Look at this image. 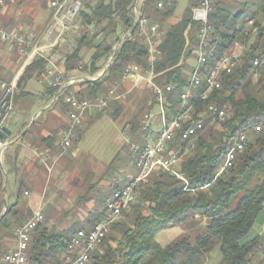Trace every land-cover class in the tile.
Here are the masks:
<instances>
[{"label": "trees", "instance_id": "1", "mask_svg": "<svg viewBox=\"0 0 264 264\" xmlns=\"http://www.w3.org/2000/svg\"><path fill=\"white\" fill-rule=\"evenodd\" d=\"M87 1H84L80 13L85 32L78 37L72 51L66 54L63 61L65 72L81 69L82 65L83 71L94 76L101 71L102 63L121 35L131 34L100 78L79 83L80 90L76 93L71 87L62 92L92 100L119 82L127 66L136 65L146 71L148 48L134 22L132 9L138 0H98L93 5ZM176 1L143 0L141 7L142 16L149 24L156 25L160 33L153 71L158 85L172 88L167 94L168 119L175 114L179 94L188 84L189 77L184 70L187 69L186 61L195 51L200 28L191 18L199 0H186L183 16L165 26V21L176 12ZM213 1L208 23L212 28L211 44L217 47L215 58L205 62L209 66L204 68V73L210 72L217 58L227 55L236 43L246 44L239 65L230 74L220 77V88L213 91L206 102H196L197 112L210 102L225 110L226 117L219 127L221 132L205 126L198 135L195 149L179 163L178 169L187 185L164 170L152 173L142 186L138 199L122 213L120 221L112 226L99 246L101 249L91 255L88 264H204L216 251L220 259L218 264H251V257L260 248L257 238L244 239L264 206V69L255 77L252 66L253 58L264 52V34L249 40L245 30L250 19L264 21V0H250V6L246 4L232 12L230 5L221 0ZM159 3L161 7H158ZM94 30L98 32L93 33ZM102 33L106 38L94 45ZM84 47L95 50L88 64H82L80 56ZM47 64L46 59L36 57L24 69L19 88L14 93V102L18 97L31 96L22 87L27 76L43 82L45 94L56 95V89L48 87L45 82ZM192 103L195 105V100ZM257 127L260 131H256ZM240 133L247 136L245 149L228 172L216 176L224 155ZM172 147L183 152L186 144L176 140ZM22 188L19 185L16 202L8 205L0 217L1 232L14 231L32 216L20 202ZM89 189L92 191V187ZM83 198L81 196L80 200ZM101 217L102 212L90 214L92 223ZM202 219L207 223L200 231ZM174 226L180 227L182 234L161 247L155 241L156 234ZM78 229L87 228L49 231L42 221L32 234L27 253L29 264L58 262Z\"/></svg>", "mask_w": 264, "mask_h": 264}, {"label": "built area", "instance_id": "2", "mask_svg": "<svg viewBox=\"0 0 264 264\" xmlns=\"http://www.w3.org/2000/svg\"><path fill=\"white\" fill-rule=\"evenodd\" d=\"M9 0H0V7ZM85 0H48L47 6L51 13L50 23L42 38L29 47V41L19 31L9 30L0 24V42L13 45L20 56H27L33 60L36 57L46 60L48 56L65 43L69 33H79L82 30L80 13ZM143 0H138L132 12L134 22L138 27V34L143 37L148 48V69L141 71L136 65L127 66L119 78V83L135 78L154 95L161 129L154 133L151 131V121L154 115L151 110L143 116L141 124V136L137 143L130 145V153L133 157L134 173L123 183L113 180V188L103 203L102 217L87 229H78L69 239L61 258L55 264H88L91 255L101 245L104 238L110 233L113 225L121 219L122 213L134 202L141 193L142 186L147 178L154 172L164 170L187 185L184 175L179 171V160L195 149L198 135L205 126L218 125L224 121L226 112L214 103H207L203 110L196 111V102H206L211 93L220 88V77L230 74L240 62L242 53L246 47L242 46L227 55L218 57L213 64V73L208 81H201V70L209 66L203 61H197V53H204V57H211V50L217 47L211 44L212 28L208 23V16L213 10L212 0H199V6L192 11V21L199 24L197 45L193 53L194 62L189 74L188 84L179 94L175 114L168 119L166 104L170 86H160L155 82L154 63L158 55L160 33L156 25L149 24L141 14ZM161 3L158 7H161ZM264 34V21L256 22L248 20L245 35L250 40L258 34ZM130 33H125L114 43L104 62L103 68L94 78L96 80L113 64L116 53L122 43L130 38ZM29 49V50H28ZM215 57H211L213 60ZM48 62V61H47ZM255 69L254 76L264 69V52L255 56L252 60ZM82 79L81 81H85ZM45 82L48 87L56 89L57 93L53 102L61 100L66 107V116L70 127L62 134V145L68 147L71 144L73 130L77 128L86 115L93 112H103L111 103L118 102L123 95L118 94L117 86L109 87L104 95L95 99H81L72 94H63V90L75 83V79H67L63 71L54 66V62H48ZM0 133L8 127L9 115L13 110V97L15 85L0 84ZM195 95V105H187V96ZM256 131H260L257 127ZM186 144V150L180 151L172 147L175 141ZM234 141V150L224 155L223 163L216 176L228 172L236 161L237 156L243 152L247 145L245 133L238 134ZM172 145V146H171ZM8 147L0 137V159ZM26 195V193H25ZM41 212H34L32 216L14 229L15 246L9 249L1 260L2 264H29L28 249L34 229L42 223Z\"/></svg>", "mask_w": 264, "mask_h": 264}, {"label": "crops", "instance_id": "3", "mask_svg": "<svg viewBox=\"0 0 264 264\" xmlns=\"http://www.w3.org/2000/svg\"><path fill=\"white\" fill-rule=\"evenodd\" d=\"M47 2L48 0H9L0 7V24L9 30L19 31L21 33L26 32L29 34L36 31L39 26L41 27L44 25L43 27H47L50 23L51 16ZM46 9L48 10L47 15L45 14ZM123 35L124 34L121 36ZM25 37L27 39L29 38L27 35H25ZM4 45L6 46L5 50L0 49V68L5 66V72L0 75L6 82L0 80V84H14L16 87L20 84V78L23 75L24 69L31 64L34 59L31 60L25 55L20 56L13 45ZM94 51L95 50L92 49L91 55L85 57L84 60H82V64L89 63ZM234 51L235 48H232V52ZM56 52L57 50L48 56V62H56L54 60L57 57L55 55ZM80 56H82V52H80ZM3 61L5 62L4 65ZM103 65L104 62L102 63V68ZM63 70L64 69L61 71ZM77 73L76 70L67 72V79H75V83L69 86L75 93L80 90L78 84L83 82L81 80L84 79L81 76H77ZM86 78L91 77L86 76ZM24 85L25 83L23 82L22 87L25 91ZM120 85H130V89H133L134 87H139L144 84L139 83L135 78H131L120 83ZM130 89L127 93H129ZM30 94L31 96L34 95L32 93ZM43 97H48L49 103H51L49 107L46 106L49 108L50 112L45 123H10L9 120L7 129L10 134L7 135L5 139L1 138L4 142L8 143V147L3 152L0 159V176L3 177L2 173L6 171V180L3 185L4 199L6 195H8L7 200L10 202L9 205L14 204L17 200L19 185H22L21 204H24L31 214L34 212H41L44 219L50 223L51 227L57 226V231L62 230L69 222L81 224L79 228H89L93 223L91 220H86V218L90 217V214L93 213L91 210L93 201L91 197L83 198L84 201L83 199L80 200L81 196H77L76 184H74V182L78 183V181H80L76 178L77 174L80 172L75 168V160L78 155L76 143L80 141L85 128L90 123H80V125L73 130L70 146L64 147L62 145V134L70 127V123L66 116V107L61 100L53 102L55 94L49 96L44 92ZM53 103L56 107H53ZM91 116V113H89L82 121L89 120ZM11 127H14L16 132L12 139H10L13 135ZM151 131L153 134L158 132L156 130L154 131L152 126ZM79 135L80 138L77 139ZM140 136L141 131L139 130L138 137ZM74 139L77 140L76 143ZM132 169L131 174L126 176V180L134 173V167H132ZM120 174H122V169L116 177L118 178ZM47 177H49V186L46 185ZM116 177L114 176L111 179V187ZM111 191V189L108 190L107 196ZM106 197L103 198V203ZM68 209L71 211H69L70 213L67 215ZM101 212L102 210H99L98 214H101ZM166 230L167 232L166 234L164 233L165 235H163V237H158L159 235L155 237L156 242L161 247L169 245L183 232L178 226ZM1 231L2 230H0V240L4 239L2 237L4 232ZM255 238L258 239L260 248H264V206L244 241ZM14 246L15 240L14 243L5 244L7 251ZM255 256L263 259L264 252L262 253L261 250H258Z\"/></svg>", "mask_w": 264, "mask_h": 264}, {"label": "rangeland", "instance_id": "4", "mask_svg": "<svg viewBox=\"0 0 264 264\" xmlns=\"http://www.w3.org/2000/svg\"><path fill=\"white\" fill-rule=\"evenodd\" d=\"M98 0H88L87 3L93 5ZM223 3L230 5L231 12L235 10L234 8H241L244 5H249L250 0H221ZM177 9L175 14L171 19L165 21V26L170 25L171 23H175L183 16L184 9L186 7V0H177ZM212 0V4H213ZM250 6V5H249ZM48 10L46 9L45 14L47 15ZM258 17L261 18V15ZM42 25V24H41ZM44 26V25H43ZM39 26L36 31L32 33H24L27 35L29 41V47H31L36 42H39L41 37L43 36L47 27ZM246 27V26H245ZM43 28V31H42ZM85 32L84 29L79 31V33H69L66 36L65 43L57 48V52L55 55L57 56L54 60V66L60 70L63 68V61L65 59L66 54L70 53L76 44V41L80 35ZM98 32V30H94L93 33ZM106 38L104 33L99 34L96 38L97 44L100 40ZM253 39V37L251 38ZM250 39V40H251ZM111 40V39H110ZM109 40V41H110ZM243 42H238L235 44V50L238 46H242ZM6 46L0 43V49L5 50ZM92 47L87 48L84 47L82 52V58L84 60L85 57L91 55ZM29 50V49H28ZM232 51V49H231ZM12 57V56H11ZM5 61V60H4ZM3 61V65L4 62ZM187 69L184 70V74L189 77L193 62L194 56H191L187 61ZM83 63V62H82ZM81 69H74L78 73L77 76H81L86 79V76L94 78L91 75H88L86 71ZM5 66L0 68V74L5 72ZM62 68V69H61ZM63 75L67 78V72L63 70ZM85 76V77H84ZM28 77V76H27ZM30 78L24 77L25 79V91L34 94L31 97H18L13 105V110L9 115L10 123H45L46 119L49 115V107L51 103H49V98H44V83H40V81L36 77L29 76ZM1 78V75H0ZM2 82H6L4 78L0 79ZM118 85V86H117ZM114 86H117V92L120 95H123V98L118 101L111 103L109 107L103 112H93L91 113V118L86 121H82L81 123H90L85 128L82 138L80 141L76 143V139L74 142L76 143V149L78 150V155L76 157L75 163L76 167L80 172L77 174V179L80 180L76 184L77 196H84V198L91 197L92 198V207L91 210L94 214H98L99 210L103 209V198L107 196V192L109 189L112 190L114 184L112 183V187L110 186L111 179L118 175L119 171L122 169V174L116 177L115 179L119 180V184L122 185L126 181V176L131 174L133 167V158L130 153V145L138 142L139 136V125H141V119L143 116L149 112L151 109V113L153 116L151 121V126L153 130L159 131L161 129L159 117L156 116L158 112V108L155 106V97L153 94L147 89L145 85L134 87L130 89V85H120L117 82ZM130 89L129 93L127 91ZM41 92V94H40ZM16 94V93H15ZM103 94V93H101ZM53 107H56L55 104ZM47 106V107H46ZM155 106V107H154ZM221 123L218 125L212 126L214 128L213 131L221 132L219 129ZM133 128V130H132ZM83 130V129H82ZM132 130V133H131ZM12 136L10 139L14 138L16 132L15 128L11 127ZM80 138V135L77 139ZM73 142V143H74ZM231 149V148H230ZM186 148L184 149V151ZM184 155L179 163L183 160ZM5 172L3 171L2 176H0V180L2 179V183L4 185ZM49 177H47V186H49ZM109 184V185H108ZM90 187H92V191H90ZM107 189V190H106ZM110 194V193H109ZM108 194V195H109ZM8 195L4 199L3 187L2 190L0 188V208H2L0 212V217L3 215L7 209V206L10 202L7 200ZM139 197V196H138ZM138 199V198H137ZM136 199V200H137ZM135 200V201H136ZM132 202L133 203H135ZM70 209H68L67 215L70 213ZM66 215V216H67ZM91 220L92 218L87 217L86 220ZM43 222L48 228L49 231L56 230L57 226L51 227L50 223H48L44 217ZM201 226L199 230L201 231L205 224L206 220L201 221ZM81 224L68 223L63 229H77ZM51 227V228H50ZM198 230V231H199ZM4 231V239L0 240V264L2 260V256L7 252L5 247L6 243H14V231L7 232ZM167 230H162L156 234L158 237H163ZM165 233V234H164ZM1 235V234H0ZM155 236V237H156ZM108 236L107 238H109ZM156 241V240H155ZM105 243H108L105 242ZM101 247H98L96 250H100ZM259 250L264 252V248L261 247ZM220 261L219 255L217 251L210 255L204 264H218ZM251 264H264V258L255 256V254L251 257Z\"/></svg>", "mask_w": 264, "mask_h": 264}, {"label": "bare ground", "instance_id": "5", "mask_svg": "<svg viewBox=\"0 0 264 264\" xmlns=\"http://www.w3.org/2000/svg\"><path fill=\"white\" fill-rule=\"evenodd\" d=\"M215 54V47L211 50V57H213ZM211 57H204V53H197V61H203V64L210 59ZM211 73H213V69L208 72L207 74L204 73V68L201 70V81H208L209 77L211 76ZM195 100V95H188L187 96V105H194L192 101ZM234 150V141L232 144V147L229 151ZM228 151V152H229Z\"/></svg>", "mask_w": 264, "mask_h": 264}, {"label": "water", "instance_id": "6", "mask_svg": "<svg viewBox=\"0 0 264 264\" xmlns=\"http://www.w3.org/2000/svg\"><path fill=\"white\" fill-rule=\"evenodd\" d=\"M86 80H87V81H93V80H90V79H86ZM16 88H17V89L19 88V84L16 86ZM9 134H10V133H9L8 129H7V128H4L3 131H2V133H0V137H1L2 139H5L6 136L9 135Z\"/></svg>", "mask_w": 264, "mask_h": 264}]
</instances>
